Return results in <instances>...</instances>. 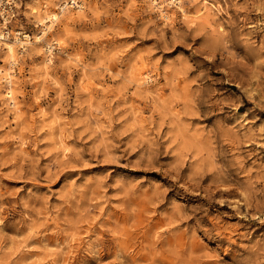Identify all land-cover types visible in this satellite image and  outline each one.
Returning <instances> with one entry per match:
<instances>
[{"label": "rangeland", "instance_id": "374dc122", "mask_svg": "<svg viewBox=\"0 0 264 264\" xmlns=\"http://www.w3.org/2000/svg\"><path fill=\"white\" fill-rule=\"evenodd\" d=\"M181 1L0 0V264H264V0Z\"/></svg>", "mask_w": 264, "mask_h": 264}, {"label": "bare ground", "instance_id": "6f19581e", "mask_svg": "<svg viewBox=\"0 0 264 264\" xmlns=\"http://www.w3.org/2000/svg\"><path fill=\"white\" fill-rule=\"evenodd\" d=\"M151 2H152V4L153 5H155V4H158L159 5V8L164 12V6H163V3L165 4V6H168V7H170V6H176L177 8H179V10L182 12V14L184 15V17L185 18H189V16H188V13L185 11V9L182 7V5H181V0H163L161 3L160 2H157V0H151ZM65 7V6H64ZM81 7V6H80ZM166 10V9H165ZM207 10H210L209 9V7L207 6V5H204V7L202 8V9H200L198 12H197V15L194 17V19L195 20H203L202 19V15L201 14H203L205 11H207ZM37 11H39V10H36V14H38V12ZM80 11V10H79ZM167 12H164L163 14H162V16L165 18V20H167L168 19V16H167ZM207 14V13H206ZM35 16H37V15H35ZM38 22L42 25L43 23H45V25H46V28H44V29H42L41 30V34L40 35H37L36 36V40H35V42L34 43H38V42H40L41 40H42V38L45 36V34L48 32V31H50L51 30V27L53 26V24L56 22V21H58V19H59V15L57 14V13H53V12H51V13H49V12H47V11H44L43 13L41 12V13H39V15H38ZM171 19V18H170ZM18 34H19V32H18ZM3 37H6L5 35L3 36ZM4 39V38H3ZM22 39H24L26 42H28L30 39H31V37L29 36V35H24V37L23 38H21V41H23ZM18 38L16 39V41L18 42ZM8 42V41H7ZM20 42V41H19ZM18 42V43H19ZM8 44V43H7ZM7 47H8V52H9V56L11 57V59H12V61L14 62V57H15V53H16V51H15V48H14V46L12 45V44H10V45H7ZM49 51H51V46H50V48H49ZM17 58V57H16ZM49 61H51V60H49V59H47V62H49ZM4 78H6V76L4 77ZM9 78H6V80L8 81V83H11V81H9L8 80ZM140 88V87H139Z\"/></svg>", "mask_w": 264, "mask_h": 264}]
</instances>
